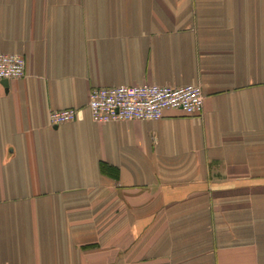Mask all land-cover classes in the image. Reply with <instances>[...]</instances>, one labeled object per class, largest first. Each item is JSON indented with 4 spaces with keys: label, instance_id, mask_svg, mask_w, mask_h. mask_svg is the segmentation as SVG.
Here are the masks:
<instances>
[{
    "label": "crops",
    "instance_id": "0c3cea01",
    "mask_svg": "<svg viewBox=\"0 0 264 264\" xmlns=\"http://www.w3.org/2000/svg\"><path fill=\"white\" fill-rule=\"evenodd\" d=\"M0 52V264H264V0H0ZM143 82L202 110L91 118Z\"/></svg>",
    "mask_w": 264,
    "mask_h": 264
},
{
    "label": "built area",
    "instance_id": "2783aa9c",
    "mask_svg": "<svg viewBox=\"0 0 264 264\" xmlns=\"http://www.w3.org/2000/svg\"><path fill=\"white\" fill-rule=\"evenodd\" d=\"M25 74V60L21 54L0 52V78H21ZM203 92L199 84L158 85L148 82L133 85L99 86L91 88L87 108L94 121L156 120L165 110L178 109L198 114L203 106ZM75 107L52 110L49 121L59 125L73 120Z\"/></svg>",
    "mask_w": 264,
    "mask_h": 264
},
{
    "label": "water",
    "instance_id": "95a60500",
    "mask_svg": "<svg viewBox=\"0 0 264 264\" xmlns=\"http://www.w3.org/2000/svg\"><path fill=\"white\" fill-rule=\"evenodd\" d=\"M4 80H6V79H4Z\"/></svg>",
    "mask_w": 264,
    "mask_h": 264
}]
</instances>
